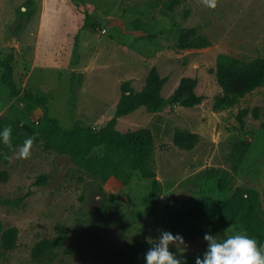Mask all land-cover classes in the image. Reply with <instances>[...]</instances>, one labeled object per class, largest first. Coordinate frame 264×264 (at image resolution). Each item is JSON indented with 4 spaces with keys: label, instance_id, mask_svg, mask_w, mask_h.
I'll use <instances>...</instances> for the list:
<instances>
[{
    "label": "rangeland",
    "instance_id": "rangeland-1",
    "mask_svg": "<svg viewBox=\"0 0 264 264\" xmlns=\"http://www.w3.org/2000/svg\"><path fill=\"white\" fill-rule=\"evenodd\" d=\"M172 1L0 0V58L13 55V77L22 89L11 97L0 68V117L40 133L43 112L23 93L30 91L47 98V115L63 128L78 121L99 130L115 113L122 82L141 91L153 66L166 79L160 111L140 107L115 125L121 133L149 128L154 135L150 163L161 189L154 210L143 203L150 179L137 172L128 182L105 178L99 168L46 149L40 138L30 158L16 159L12 152L7 164L0 162L9 172L8 181L0 182V221L18 229L16 247L0 264H122L131 251L147 250L158 230L182 235L187 244L182 258L195 264L207 247L205 233L222 241L245 232L241 217L224 226L211 216L186 214L206 196L219 206L239 187L258 191L257 217L264 226V86L218 110L215 99L222 89L212 72L219 54L264 58V0H217L214 9L202 0H177L170 9ZM85 12L97 24L94 30L85 27ZM186 28L197 29L210 44L179 49V30ZM185 77L197 79L195 92L204 98L192 108L168 102ZM241 110H248L242 121ZM177 129L199 135L192 150L174 144ZM103 155L101 147L90 153ZM59 225L72 252L64 246L53 259H33L35 243L55 238Z\"/></svg>",
    "mask_w": 264,
    "mask_h": 264
},
{
    "label": "trees",
    "instance_id": "trees-1",
    "mask_svg": "<svg viewBox=\"0 0 264 264\" xmlns=\"http://www.w3.org/2000/svg\"><path fill=\"white\" fill-rule=\"evenodd\" d=\"M178 4L173 0L170 9ZM23 10V9H22ZM21 8L19 9L22 12ZM97 24L92 22L91 16L85 12V27L92 30ZM209 40L200 35L195 28L179 30L177 47L179 49H199L207 47ZM13 55L6 59L0 58L2 69L1 82L8 89L9 95H20L22 89L17 85L13 77ZM222 94L215 99V108L226 109L236 103L239 98L264 86V58L258 57L251 61H243L238 58L219 54L216 68L212 71ZM166 79L162 78L153 66L146 78L141 91L136 92L130 81L121 84V97L117 103L115 113L105 127L99 130L91 127H83L78 121H74L70 129L63 128L56 118L47 115V98L35 95L30 91H23L26 98L43 112L39 121L44 124L39 133L29 124H21L19 121L0 117V132L5 126L12 128V144L14 148L23 144L24 140L32 137L33 141L45 139V148L54 149L60 153L71 156L89 169L99 168L105 178L116 176L124 182H128L133 173H138L144 179L151 180V189L143 198V203L154 210V199L160 194V185L155 170L151 166V158L154 153V135L149 128H141L135 131L121 133L115 129L118 118L129 115L140 107H145L150 113H156L163 108L165 101L161 97V89ZM196 78L185 77L179 82L175 92L170 96V104L192 108L202 103L203 97L196 94ZM259 110L255 108L253 114L259 118ZM248 114V110H241L239 119ZM264 131V118L261 122ZM199 135L189 131L175 130L173 134L174 144L182 150H192L199 142ZM103 148L102 158H91L93 149ZM10 151L0 142V162L7 164ZM9 172L0 169V182H7ZM259 193L249 187H239L219 206L215 205L209 196L203 197L198 205L186 216L190 219L211 216L216 218L222 225H234L238 218H242L243 231L258 242V246L264 244V226L260 225L257 217ZM18 241V229L15 226L4 227L0 221V258L5 253L13 250ZM68 235L63 225L58 226V234L52 239H42L35 243L31 255L35 260H42L47 256L55 257V251L66 246V253L73 250L72 245H67ZM148 250V249H147ZM147 250H133L126 254L122 264H145L144 254ZM184 259L187 264H193L189 259Z\"/></svg>",
    "mask_w": 264,
    "mask_h": 264
},
{
    "label": "clouds",
    "instance_id": "clouds-1",
    "mask_svg": "<svg viewBox=\"0 0 264 264\" xmlns=\"http://www.w3.org/2000/svg\"><path fill=\"white\" fill-rule=\"evenodd\" d=\"M202 3L214 9L217 0H202ZM0 142L14 152L16 159H28L31 156L33 138L28 137L22 145L14 148L11 126H5L0 132ZM158 231L159 236L149 240L150 247L144 254L145 264H187L182 259L183 251L187 249L183 236L165 230ZM203 240L207 247L202 255L195 257V264H264V245L258 246L257 240L245 233L230 235L222 241H218L217 236L205 233ZM170 246L182 250L181 254L171 251Z\"/></svg>",
    "mask_w": 264,
    "mask_h": 264
}]
</instances>
